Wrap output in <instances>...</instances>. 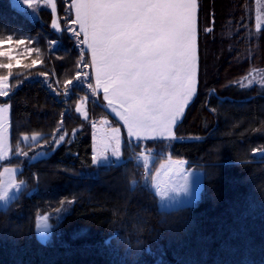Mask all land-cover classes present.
<instances>
[{
	"label": "trees",
	"instance_id": "obj_1",
	"mask_svg": "<svg viewBox=\"0 0 264 264\" xmlns=\"http://www.w3.org/2000/svg\"><path fill=\"white\" fill-rule=\"evenodd\" d=\"M70 3L55 0L54 12L43 7L33 20L0 0V78L9 79L0 104L10 106L12 153L21 152L0 171L17 165L25 182L0 209V264H264V27L257 0H195L197 86L174 139L134 143L125 136L121 156L105 162H96L91 122L110 114L93 91ZM254 74H262L260 83L247 84ZM82 100L86 119L77 111ZM40 150L48 155L32 161ZM160 150L201 168L195 205L159 207L144 156L159 158ZM65 208L41 242L37 216Z\"/></svg>",
	"mask_w": 264,
	"mask_h": 264
},
{
	"label": "rangeland",
	"instance_id": "obj_2",
	"mask_svg": "<svg viewBox=\"0 0 264 264\" xmlns=\"http://www.w3.org/2000/svg\"><path fill=\"white\" fill-rule=\"evenodd\" d=\"M175 6L173 20L176 37L172 79L163 81L161 84L122 86L132 83L130 76L125 79L122 76L118 82L120 87L108 90L106 95L108 102L104 105L120 121L117 126L122 131V140L120 138L117 140V144L121 143L118 146H111L114 142L105 145L104 139H100L99 134L98 136L94 134L96 130L94 128L97 130L114 128L111 117H103L91 122L94 127L93 145L96 147L95 140L97 138L95 136L99 139L98 148L95 147V151L97 149L96 162L111 160L110 154H114V158L121 156L125 136L134 143L146 141L168 143L174 139L175 123L182 117L186 104L194 98L197 86L196 3L195 0H175ZM13 7L30 19L39 18L35 6ZM257 20L259 27H264V12H257ZM53 26L60 31L58 19L55 18ZM257 79L260 83L262 74L252 75L246 83L254 82ZM8 86L9 79L0 78V95H4ZM93 91L95 96L100 92L95 85H93ZM95 96L92 98L93 104L99 106L100 102ZM77 111L81 117L86 119V102L84 100L78 103ZM9 123L10 106L0 104V164L7 162L16 154L12 153ZM146 153L148 154L144 156L145 169L149 174L146 182L150 190L157 195L159 207L164 210H171L195 205L200 199L202 191L203 172L201 168L189 165L185 160L172 158L162 150L158 153L159 158L154 152ZM47 155L48 152L40 150L33 155L31 160L35 161ZM141 157L143 156H138L140 160ZM20 171L21 168L17 165L1 167L0 209L7 208L10 202L24 189L25 182L17 178ZM69 211L70 208H65L37 216L35 225L37 238L41 242H48L52 229L65 218Z\"/></svg>",
	"mask_w": 264,
	"mask_h": 264
},
{
	"label": "crops",
	"instance_id": "obj_3",
	"mask_svg": "<svg viewBox=\"0 0 264 264\" xmlns=\"http://www.w3.org/2000/svg\"><path fill=\"white\" fill-rule=\"evenodd\" d=\"M11 4L35 6L37 12L45 7L54 12L55 0H11ZM70 6L76 31L86 45L93 85L99 89L103 104L108 102V90L120 87L122 76L132 78V83L122 86L161 84L172 79L175 0H71ZM257 6H264V0H257ZM95 129L94 134H99L105 145L121 144H117L122 138L118 126L110 131ZM109 157L114 159V154Z\"/></svg>",
	"mask_w": 264,
	"mask_h": 264
},
{
	"label": "water",
	"instance_id": "obj_4",
	"mask_svg": "<svg viewBox=\"0 0 264 264\" xmlns=\"http://www.w3.org/2000/svg\"><path fill=\"white\" fill-rule=\"evenodd\" d=\"M19 155H20V151H17L14 156H19Z\"/></svg>",
	"mask_w": 264,
	"mask_h": 264
}]
</instances>
